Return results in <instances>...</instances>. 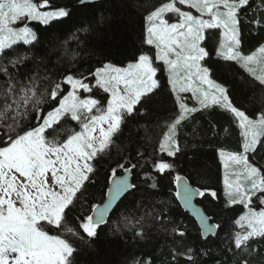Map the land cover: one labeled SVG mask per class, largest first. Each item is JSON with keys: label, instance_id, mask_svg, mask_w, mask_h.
<instances>
[{"label": "snow or ice", "instance_id": "6c2138e0", "mask_svg": "<svg viewBox=\"0 0 264 264\" xmlns=\"http://www.w3.org/2000/svg\"><path fill=\"white\" fill-rule=\"evenodd\" d=\"M88 6L90 14L72 25L60 45L62 60L66 58L63 71L53 70L50 76L44 69L61 39L54 29L76 20L78 11ZM132 8L135 14L130 13ZM121 15L139 16L141 43L151 46V51L137 48L126 67L101 62L99 67L89 65L86 72L69 71L79 56L69 52V41H75L80 51L94 53L95 36ZM245 23L249 30L264 32V0H73L65 4L0 0V264H78L80 249L62 234L89 245L94 242L102 225L108 224L114 202L142 191L128 177L142 176L145 183L153 171L173 170V163L162 155L176 157L182 151L178 137L183 122L213 106L228 114L240 130L236 150L218 151L225 169L223 207L240 205L246 210L230 221L234 230L226 250L232 253V264H254L253 252L264 255V165L254 159L264 152V45L244 53ZM221 61L248 73L251 98L239 97L220 82ZM253 66L260 67V72ZM93 88L107 94L103 105L95 97H81V92L91 93ZM189 100L194 101L191 107ZM248 105L258 107L249 111ZM159 111L174 115L158 147L152 153L137 149L134 157L118 161L124 175L118 179L113 170L107 202L91 205L84 214V196L97 171L95 162L129 120L138 123L137 118ZM65 118L79 130H70L60 141L58 126ZM175 182L183 188L177 195L186 205L194 196L217 198L215 190L191 189L179 175ZM157 187L147 184L149 189ZM152 195L142 194L152 211L131 219L121 214L123 228L110 225L112 233L124 239L131 232L125 242H139L156 229L182 246L185 228L165 215L166 207L157 211ZM120 207L128 210L127 204ZM210 220L200 215L204 239L206 233L216 236L224 230ZM193 251L174 248L170 255L174 262L182 257L191 264Z\"/></svg>", "mask_w": 264, "mask_h": 264}, {"label": "trees", "instance_id": "16d2710c", "mask_svg": "<svg viewBox=\"0 0 264 264\" xmlns=\"http://www.w3.org/2000/svg\"><path fill=\"white\" fill-rule=\"evenodd\" d=\"M52 2L65 4L71 3L73 0H52ZM152 2L153 0H140V3ZM136 11L135 8L130 9L132 14H135ZM90 12L91 6L80 9L76 20L60 24L54 29V33L59 34L61 39L59 44L55 46L57 50L51 51L49 66L44 69L50 76L53 70L61 72L65 67L66 58L62 60L64 52L60 47L64 37L68 35L74 23L89 15ZM33 26L41 27L40 25ZM141 36L142 24L139 16L134 15L132 19H129L128 15H121L114 20L110 28L95 36L94 53L80 51L77 49L75 41H69V52H79L78 58L72 63L69 71L76 72L77 69H81L86 72L89 65L99 67L101 62L126 67L129 62H132V53L137 48L151 51V46L141 43ZM242 40V50L245 54H250L264 45V32L249 30L245 23L242 25ZM217 76L220 82H226L239 97L251 98L253 87L248 81L252 78L238 65L221 61L217 69ZM106 95L102 90L96 88H93V91L88 95L82 93L83 97L92 96L100 99L102 105L105 103L103 97ZM45 107L48 106L45 105ZM170 107L171 105H169ZM254 107H258V105H248L249 111H252ZM173 115L171 112L159 111L154 112L149 117L137 118L138 123L136 120H129L123 127L122 134L114 137L115 143L110 146L107 153L95 162L97 171L94 182L88 186L84 196L85 207L82 210L84 214L88 213L91 205H100L106 200L113 178V170H115V175L123 173V170L117 167L118 161L127 156L134 157L137 149L141 152L152 153L153 147H158V141L167 131L169 118ZM58 127L61 130L56 139L60 141L69 134L70 130H79V126L67 118L62 120ZM225 128L227 132L223 131ZM239 131L231 122V117L218 107L213 106L192 114L180 128L178 139L182 151L176 157L162 155V158L167 162L173 163V170L163 174L153 171L152 179L145 183H141L142 176L133 175V183H137L142 191L136 193L135 196L129 194L125 197L120 204H127L128 210L119 205V211L117 208L113 212L108 224L99 230V237L90 245L71 236V234H62L80 249L78 264H149V262L150 264H190L182 257L174 262L170 255L172 249L183 250L186 247L194 250L192 255H194L195 260L191 264H232V253L227 252L225 247L228 244L230 233L234 230V225L230 221L238 218L246 210L240 205L234 206L233 209H224L223 207L225 200L224 172L218 151L221 148L236 150L240 140ZM254 159L258 164L264 165V152H260ZM177 175L186 178L194 188L201 190L210 188L217 192L216 199L205 195L198 201L206 214L211 217L213 223L218 222L224 226V230L215 237L205 240L201 235L202 231L198 223L182 209L177 196V184L175 182ZM148 183H156L158 187L149 189L147 188ZM145 192L153 193L151 203L155 205L157 211L166 207L165 215L171 217V221L176 225L185 228L187 234L182 246L173 243L171 235L156 229L150 230L148 237L139 242H125L131 232H128L124 239L112 233L110 225L123 228L121 214L128 215L131 219L133 215L142 216L145 211H152L149 208V201L142 199V194ZM205 253L207 254L205 255ZM250 259L254 264H264V255L258 252H253Z\"/></svg>", "mask_w": 264, "mask_h": 264}, {"label": "water", "instance_id": "95a60500", "mask_svg": "<svg viewBox=\"0 0 264 264\" xmlns=\"http://www.w3.org/2000/svg\"><path fill=\"white\" fill-rule=\"evenodd\" d=\"M123 175H124V173H121V174H119V175H115V176H116V178L119 179V178H122ZM182 178H183L184 182L187 183L188 186H189L191 189H197V188H194V187L188 182V180H187L186 178H184V177H182ZM112 179H113V178H112ZM112 179H111V182H110L109 190L111 189V186H112ZM128 179H129L130 182H133V175L129 176ZM109 190H108V192H109ZM177 192L182 194V192H183V188L177 186ZM107 196H108V193H107ZM126 196H127V195H126ZM126 196H122V198H118V201L114 202V204H113V208H111V209L109 210V215H108V217H107L108 221H109L110 216H111V215L113 214V212L118 208V206H119L120 203L125 199ZM177 196H178V195H177ZM200 199H201L200 196H194V197H192L191 204H190V205H186V204L183 202V200L178 196V200H179V203H180L182 209H183L187 214H189L190 217L193 218V219L198 223V225H199L201 231H203L202 228H201V226H200V215H203V216H208V215L206 214V212L204 211V209L198 204V201H199ZM106 202H107V197H106V200H105L102 204H100V205L103 206V204H105ZM197 213H199L200 215H197ZM208 217H209V216H208ZM209 223H211V224H215V223L212 222V219L209 221ZM105 225H106V224H105ZM102 226H104V225H102ZM204 235H206V236L208 237L207 239L212 238V237H215V236H213L211 233H206V234H204ZM207 239H205V240H207Z\"/></svg>", "mask_w": 264, "mask_h": 264}, {"label": "rangeland", "instance_id": "374dc122", "mask_svg": "<svg viewBox=\"0 0 264 264\" xmlns=\"http://www.w3.org/2000/svg\"><path fill=\"white\" fill-rule=\"evenodd\" d=\"M173 19H174V18H173ZM253 67L256 68V71H257L258 73L260 72V70H261L260 67H258V66H253ZM82 93H84V92H81V97H82V98H85V97L82 96ZM84 94H87V95H88V93H84ZM185 95H190V94H185ZM193 102H194V101H192V100H189V101H188L190 107L193 106V105H192ZM222 168H223V166H222ZM230 170H231V169H230ZM62 238L68 239L67 237H64V236H62ZM68 240H69V239H68Z\"/></svg>", "mask_w": 264, "mask_h": 264}, {"label": "crops", "instance_id": "0c3cea01", "mask_svg": "<svg viewBox=\"0 0 264 264\" xmlns=\"http://www.w3.org/2000/svg\"><path fill=\"white\" fill-rule=\"evenodd\" d=\"M222 166H223V164H222ZM223 172H224V174H225V169H224V166H223Z\"/></svg>", "mask_w": 264, "mask_h": 264}]
</instances>
